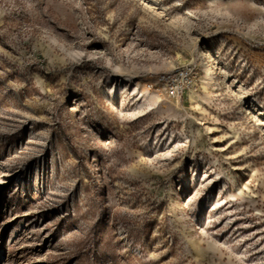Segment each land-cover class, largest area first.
I'll list each match as a JSON object with an SVG mask.
<instances>
[{
	"label": "rangeland",
	"instance_id": "374dc122",
	"mask_svg": "<svg viewBox=\"0 0 264 264\" xmlns=\"http://www.w3.org/2000/svg\"><path fill=\"white\" fill-rule=\"evenodd\" d=\"M0 264H264V0H0Z\"/></svg>",
	"mask_w": 264,
	"mask_h": 264
},
{
	"label": "built area",
	"instance_id": "2783aa9c",
	"mask_svg": "<svg viewBox=\"0 0 264 264\" xmlns=\"http://www.w3.org/2000/svg\"><path fill=\"white\" fill-rule=\"evenodd\" d=\"M196 77L187 70H174L156 76L149 89L162 91L170 99H180L194 90Z\"/></svg>",
	"mask_w": 264,
	"mask_h": 264
},
{
	"label": "bare ground",
	"instance_id": "6f19581e",
	"mask_svg": "<svg viewBox=\"0 0 264 264\" xmlns=\"http://www.w3.org/2000/svg\"><path fill=\"white\" fill-rule=\"evenodd\" d=\"M190 101H191V102H193V101H194V100H193V97H192V98H190Z\"/></svg>",
	"mask_w": 264,
	"mask_h": 264
}]
</instances>
